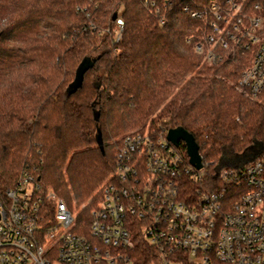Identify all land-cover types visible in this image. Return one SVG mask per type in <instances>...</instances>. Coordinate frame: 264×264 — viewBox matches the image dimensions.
<instances>
[{
	"label": "trees",
	"instance_id": "trees-1",
	"mask_svg": "<svg viewBox=\"0 0 264 264\" xmlns=\"http://www.w3.org/2000/svg\"><path fill=\"white\" fill-rule=\"evenodd\" d=\"M147 1L165 25L144 0H0V197L28 168L66 206L70 196L81 206L114 173L118 140L146 122L194 138L204 175L193 187L208 191L223 155L264 148V93L251 99L235 88L246 58L224 53L211 65L193 50L201 23L182 7L214 0ZM84 61L93 65L71 92ZM146 251L141 239L136 264Z\"/></svg>",
	"mask_w": 264,
	"mask_h": 264
},
{
	"label": "built area",
	"instance_id": "built-area-1",
	"mask_svg": "<svg viewBox=\"0 0 264 264\" xmlns=\"http://www.w3.org/2000/svg\"><path fill=\"white\" fill-rule=\"evenodd\" d=\"M144 3L165 25L162 9ZM182 11L201 23L194 52L211 65L224 53L243 56L236 90L251 99L264 93V1ZM122 30L117 16L115 42ZM156 127L148 122L118 140L114 173L81 223L35 169L22 170L0 197V264H136L141 239L145 264H264V148L246 164L215 169L208 191L193 187L204 164L196 170Z\"/></svg>",
	"mask_w": 264,
	"mask_h": 264
},
{
	"label": "water",
	"instance_id": "water-1",
	"mask_svg": "<svg viewBox=\"0 0 264 264\" xmlns=\"http://www.w3.org/2000/svg\"><path fill=\"white\" fill-rule=\"evenodd\" d=\"M117 15L114 14L112 16V21L116 19ZM93 63H86L85 61L77 68L75 79L70 86L72 88L71 92H74L77 88L81 86L83 80V74L89 68H91ZM166 139L173 144L174 146H178L180 142H182L185 146L186 155L188 157V161L196 170H200L202 168L201 157L198 152V146L194 140V138L187 133L181 127L173 128L167 131Z\"/></svg>",
	"mask_w": 264,
	"mask_h": 264
},
{
	"label": "rangeland",
	"instance_id": "rangeland-1",
	"mask_svg": "<svg viewBox=\"0 0 264 264\" xmlns=\"http://www.w3.org/2000/svg\"><path fill=\"white\" fill-rule=\"evenodd\" d=\"M155 116H156V114H154L152 117L154 118ZM148 120H150V118ZM260 150H261L260 143L254 142L241 155L233 156V155L225 154V155L222 156L220 161L216 164V169H220V168H224V167L232 168V167H235V166H238V165L246 164V163L250 162L255 156H257L259 154ZM201 174L203 176L204 175V171H202ZM92 197H93V195L91 197H89L84 202V204H82L81 206L77 207L75 202H74L73 197L70 196V206L69 207L67 206V207L69 208V210L72 212L73 215H77L79 211H82L85 208H86L85 210H87V212H88V210H89L88 207L89 206L88 205L85 206V205H86L87 201H89Z\"/></svg>",
	"mask_w": 264,
	"mask_h": 264
}]
</instances>
